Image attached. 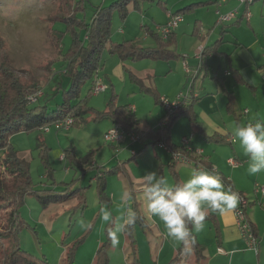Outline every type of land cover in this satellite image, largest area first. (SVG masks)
<instances>
[{
    "label": "crops",
    "instance_id": "1",
    "mask_svg": "<svg viewBox=\"0 0 264 264\" xmlns=\"http://www.w3.org/2000/svg\"><path fill=\"white\" fill-rule=\"evenodd\" d=\"M147 1L152 3L154 0ZM229 1L220 0L215 13L211 12L212 16L219 18V15H225L236 10V18L227 23H219L218 21L219 24L216 20V25L219 26L216 31H214L215 26L212 28L207 22L197 18L193 20L190 17L195 9L214 4L215 1L212 0H185L182 2L180 0H157V4L163 9L161 21H155L153 16H145L142 13L145 11V4L142 3L146 0H142L140 3L138 1L136 6L132 5L133 9L141 12V14L139 17L135 15L134 19L131 18L132 15H126L122 26L112 34L110 39L118 41L117 39L120 38L122 42L133 40L139 47L143 48L156 47L157 41L151 33H157L158 26H162L167 21L168 14L183 10L182 17L185 14L189 17H185L184 21L172 32L171 39L174 43L173 46L169 47L177 56L170 60L143 59L132 61L127 59L121 61L117 55L104 52L101 57L100 68L93 80L97 76L107 85V89L103 93L94 95V99H98L101 94L114 92L117 105H128L132 108L137 120L136 128L140 132L139 140L145 138L139 150V155L142 156L147 150L145 147H156V143L167 141L160 140L161 135L158 131L164 126L161 121L163 110L156 107V104L161 105L159 98L165 97L175 100L180 93H185V90L190 87L193 96H187L182 102L185 106L192 103L190 106L197 128L191 126L186 115L180 116L168 130L167 145L171 151L161 149L165 152L162 155L169 166L172 183L175 184L176 181L182 183L193 169H213L220 176L225 188L231 187L234 192L247 200L248 204L244 209L245 214L257 239V252L255 253L247 247L239 232L234 210L224 215L209 210L207 215H212L213 222H204L210 223L211 229L214 230V239L209 244V253L204 248V260L201 264H208L209 260V264H264V199L254 193L256 184L264 185V171L255 175L249 174L247 170L248 158L244 155L236 138L231 134L237 126L254 122L257 119L264 120V4L251 13V10L248 11V6L251 3L241 4L239 0H237L238 2L236 0ZM167 6L172 7L173 10L168 9ZM174 7L177 8L174 9ZM151 10L152 7L148 11ZM248 12L252 14L249 18L246 17ZM242 21H246V24L236 28ZM234 26L232 31L231 28ZM141 29L145 31L144 35ZM206 31L211 32L206 35ZM230 33L232 36H229ZM183 35L189 36L187 41L190 43L188 49L180 54L177 43L182 41ZM140 39L144 43L148 41L151 44L141 46L138 44ZM178 60L179 63H177ZM225 62V72L220 77L216 68L219 63L224 65ZM183 63L190 69V74L185 72ZM126 70L140 80L141 87L143 86L148 91L143 92L140 86L138 89L132 84L126 86L129 83ZM49 81L45 88L52 92L54 89L51 88V81ZM147 81L150 84H147ZM149 94H152L154 105L147 99ZM108 98V95H103L101 98V105L105 103L104 109ZM147 105L148 117L151 120L146 124V128L142 129L143 120H140L136 114L139 112V116L144 117L142 106L146 107ZM112 126L114 125L108 126V129ZM175 129L179 132L176 130L174 133ZM71 130L72 128L65 131L64 137L66 144L75 149L77 158L96 150L98 142L94 135L87 131ZM185 137L188 139L186 145L182 142ZM56 139L57 145L60 146L62 143L57 137ZM150 140L151 142H149ZM50 141L46 139L43 142L51 147ZM124 141L127 142L123 145L126 148L119 149L120 153L115 154L114 159L112 156L105 163L111 165L115 159H118L112 167L119 168L124 174H127V163L133 157L128 156L124 161L122 157H124L128 147L136 144V142L132 144L128 140ZM121 146L122 144H120ZM172 147H182L186 152L201 156L204 164L196 165L195 161L190 160L180 150L172 149ZM99 150H101L100 147L97 148V151ZM131 150L134 149H130L129 155H132ZM153 153H155L156 164H163L157 151L153 150ZM177 154L186 160L175 157ZM93 157L95 154L92 155L88 164L94 167L97 164V159L93 160ZM229 160L238 163L237 167L233 168L229 164ZM99 165L103 166L104 164L99 162ZM95 172V169H92L88 174L95 175ZM129 180L131 181V179ZM139 183L136 186L143 187L142 179ZM158 222L157 225L153 223L151 226L160 227V222ZM161 229L164 231L163 226ZM202 243L204 242L199 244L203 245ZM188 247L190 248V244ZM205 251H207V256H205ZM251 253L255 255V259L250 257Z\"/></svg>",
    "mask_w": 264,
    "mask_h": 264
},
{
    "label": "rangeland",
    "instance_id": "2",
    "mask_svg": "<svg viewBox=\"0 0 264 264\" xmlns=\"http://www.w3.org/2000/svg\"><path fill=\"white\" fill-rule=\"evenodd\" d=\"M114 1L116 0H86L84 10L80 11L77 17L79 20H84L85 23L90 24L97 7L108 6ZM212 1H215V3L195 9L190 14V17L193 20L197 18L205 21L212 28L215 26L214 31H216L219 27L215 22L217 20V24H219L218 17H213L212 13L217 10L216 6L220 3V0ZM231 1L233 0L229 2ZM133 2L134 0L129 1L126 15H132L131 18L134 19L136 16L139 17L141 12L133 9ZM142 4H145V11L142 12L145 16H153L155 21L163 19V9L157 4V0L152 3L146 0ZM263 4L264 0H253L248 6V11L251 10V13H253ZM150 6L152 10L148 11L151 8ZM167 8L173 10L172 7L167 6ZM176 8L174 7V9ZM121 12L122 10L117 8L112 12L110 38L122 26L125 17L121 16ZM56 13L58 14L57 2L54 0H0V56L8 58L6 59L9 62V68L19 76L23 83L36 84L38 91H43L47 82L54 78L51 77L55 73V78L50 84L51 88L55 89L57 83L63 84L62 88L58 86L57 91L53 90L51 92L47 88L44 89V92L48 94L47 98L45 101L40 99L39 102L46 104L48 112L62 102L61 93L67 83L66 76L59 74V64L56 62L52 68L50 63L54 59L59 58L60 55L66 54L72 42V30L68 29L67 24H74L60 21L50 22V18H53ZM251 13L250 15H252ZM187 16L189 17V15L185 14L182 17V21ZM245 24L246 21H242L236 28ZM74 26L76 35L80 37V41H84L85 29L76 24ZM234 28L235 26L231 30L233 31ZM141 30L144 35V29ZM209 32L206 31V35ZM49 35H53L54 39L59 38L60 49L49 38ZM229 36H232L231 33ZM183 37L182 41L177 43L180 54L188 49V44L190 43V41H187V37L189 39L188 35H183ZM117 40H111V42H122L120 38ZM135 42L134 44L137 45ZM138 44L144 46L151 43L148 41L144 43L140 39ZM83 47L86 48V44ZM179 62L178 60L177 63ZM224 66L226 67V62L224 65L222 63L217 65L216 72L220 77L225 72ZM127 79L129 83L126 86L131 84L136 86V88L140 86V84L131 81L128 76ZM147 84H150V82L147 81ZM90 85V80L82 85L78 100L84 101L88 108L103 112L105 103L101 105V98L103 95L110 97L111 92L109 94H101L98 99H94L95 94H88ZM55 91L57 92L56 94ZM142 91L145 92L144 90ZM147 99L154 105L152 94H149ZM168 100L172 102L171 99ZM156 105V107L163 110V116H165L166 109L164 106L162 104ZM147 107L148 105L146 107L142 106L144 117H140L139 112L136 114L140 120H143L142 129L146 128V124L151 120L148 117L149 109ZM54 120L55 118L41 125L42 127L49 126V131L40 130L41 128L32 126L28 131L13 134L9 138V144L19 151V157L24 158L28 163L29 176L31 177L33 188L64 190V192L59 193L62 195L69 193L73 188H82L84 204H80L78 198H71L65 202L52 200L48 203H41L35 196H28L24 204L18 209L21 219L24 220L23 226L17 233L20 248L30 256L45 260L48 264H63L66 252L72 247L73 264H94L96 252L104 244H108V264H132V262H135V264H195L193 254L186 258L178 257L177 248L180 243L165 238L164 231L161 229L163 225L155 218L152 219V216L147 212V202L142 195L143 187L136 186L140 184V177L149 172H156L158 176L165 177L169 184L174 185L171 180L169 166L162 155L165 152L161 151L162 148H159V143L155 144L156 147H145L147 150L142 156L139 155V150L145 138L138 140L136 144H129L130 146L124 157H122L123 161L128 156L133 157L127 163L128 173L124 174L119 168L110 169L116 164L118 159H115L111 165H106L107 163L105 162H108L112 156L114 159L115 154H119L121 149L126 148L123 145L127 142L122 141V143L113 145L105 143L103 136L108 126L112 125L110 120L106 117L95 119L91 113L86 114L85 122L80 127H72L71 131H87L97 138V148L100 147L101 150L97 151L96 148L91 153L92 155L95 154L93 160L97 159V164L94 167L98 169L95 170L105 171V194L108 196L100 197L94 174H88L90 171L89 164L79 168L71 165L68 160H59L69 145L66 144L65 131H57L51 126ZM176 130H174V133ZM56 137L62 143L60 146L57 145ZM46 139L51 140L52 146L48 147L45 145L49 150L43 160L41 157V142L46 141ZM43 143L45 144V142ZM162 143L166 145L164 142ZM120 144H122L121 147ZM130 149H134L136 154L129 155ZM153 150H156L160 155L163 164H156ZM2 153V150H0V160ZM99 162L106 167L99 165ZM102 207H106L111 211L113 218L111 223L102 221L100 212ZM129 207L137 215L134 225L129 226L132 230V239L134 241V256L132 255V247L129 244L128 237L124 233L119 235L120 243L116 247L111 245L107 236L108 229L114 225L116 219L126 212ZM80 221H84L86 226H82ZM2 222L0 221V230H3ZM157 222L160 224L159 230L156 226H151L153 223L157 225ZM193 234L197 238L196 242H204L202 243L203 247L209 253V244L214 239V230L211 229L210 223L204 222L203 229L200 232L193 230ZM207 251H205V256H207ZM253 253L250 254V257L255 259V253ZM209 263L210 260L208 261Z\"/></svg>",
    "mask_w": 264,
    "mask_h": 264
},
{
    "label": "trees",
    "instance_id": "3",
    "mask_svg": "<svg viewBox=\"0 0 264 264\" xmlns=\"http://www.w3.org/2000/svg\"><path fill=\"white\" fill-rule=\"evenodd\" d=\"M54 1L57 2L58 14L56 13L53 18L51 17L50 22L74 23L83 27L86 31L83 38L84 41H80V37L75 33L74 24H67L68 29L72 30L71 45L65 55L61 56L59 54V58L54 59L50 63V67L53 68V65L57 62L60 66L59 74L67 78L66 86L61 93L62 102L48 112L46 104L39 102L40 99L45 101L48 95L42 91L41 98L36 103H31L28 98L38 91L37 85L34 83H23L19 76L9 68L8 58L0 56V150L3 152L0 160V221H3V230H0V264H48L45 260L30 256L18 244L17 233L24 224L18 209L24 204L28 196H35L41 203H48L52 200L65 202L71 198H78V202L84 204L82 188H73L69 193L63 195L59 193L64 192V190L33 188L31 177L29 176L28 163L24 158L19 157V152L9 144V138L13 134L28 131L32 126L39 127L42 130L45 126L42 127L41 125L54 118L55 122L56 120L71 117L73 119L72 127H80L85 122L86 114L88 113L94 115L95 119L106 117L114 126L124 131H135L140 137V132L136 128L137 120L132 108L128 105H117L114 92L111 93L103 112L88 108L84 101L78 100L82 85L90 80L91 88L88 94H92L93 77L100 68L101 57L104 52L117 55L121 61L127 59L132 61L143 59L170 60L177 56L173 50L169 49L174 43L171 39L172 33L166 40L161 39L157 33H151L157 41L156 47L153 48L139 47L134 44L133 40L121 43L111 42L112 12L117 8L122 10L121 16L125 17L130 0H116L108 6L97 7L90 24L85 23L84 20H79L77 17V14L84 10L86 0ZM138 1L140 0H134L133 5L136 6ZM182 12L183 10L173 14H182ZM52 36L49 35V38L60 49L59 38L54 39ZM84 44H86V48L83 47ZM48 71L51 72L50 69ZM126 73L131 81L140 84L141 87L140 80L127 70ZM55 75L56 73L51 78H55ZM58 86L62 88L63 84L57 83L54 90L57 91ZM141 89L148 91L143 86ZM56 91L55 94L57 93ZM183 103L181 102L180 106L172 112L166 111V115L161 119L164 126L158 130L161 135L160 140L168 141V130H170L174 121L182 115H186L191 126L197 128L191 111L190 105L192 103L186 106ZM167 141L164 142L166 145ZM172 149L180 150L187 158L195 161L196 165L204 164L201 156L186 152L182 147H172ZM48 150L49 148L41 142V157L43 160ZM62 155L64 160L70 161L71 165L79 168L88 164L92 158L91 152L77 158L75 149L71 146H68ZM89 168L90 170L98 169L93 166ZM110 169H116V167ZM94 178L99 188L100 197H108L105 194V171L97 170ZM175 184H178V182L176 181ZM211 217V214L206 215L205 221H212ZM189 228L191 230L190 224ZM124 234L128 237L129 244L132 247V255L134 256L135 248L131 228L128 227ZM192 236L195 243L190 244V252L182 251L184 245H181L177 255L179 257L180 254V256L184 254L182 257L186 258L193 254L195 264H201L204 260V247L196 242L193 230ZM107 246L108 244H104L98 248L94 264H108ZM72 251L73 247L68 249L63 259V264H73ZM132 264H135V262H132Z\"/></svg>",
    "mask_w": 264,
    "mask_h": 264
},
{
    "label": "clouds",
    "instance_id": "4",
    "mask_svg": "<svg viewBox=\"0 0 264 264\" xmlns=\"http://www.w3.org/2000/svg\"><path fill=\"white\" fill-rule=\"evenodd\" d=\"M231 134L248 158L249 174L264 171V120L237 126ZM141 179L147 212L163 225L166 239L184 245V252H190L189 244L195 243L192 230L200 232L203 229L209 210L224 215L234 210L239 201V194L231 187L225 188L220 176L207 169H193L185 181L175 185L156 172H149ZM100 212L103 222H112L110 210L102 207ZM136 219V212L131 207L116 219L107 231L113 247L120 243L119 235L134 225ZM80 223L86 226L84 221Z\"/></svg>",
    "mask_w": 264,
    "mask_h": 264
},
{
    "label": "built area",
    "instance_id": "5",
    "mask_svg": "<svg viewBox=\"0 0 264 264\" xmlns=\"http://www.w3.org/2000/svg\"><path fill=\"white\" fill-rule=\"evenodd\" d=\"M239 2L241 4H248V3H252L253 0H239ZM236 15H237L236 10L231 11L225 15H219L218 21L219 23H227L230 22L232 19L236 18ZM249 16L250 13L249 12L246 13V17L249 18ZM181 22H182L181 14H168L167 21L162 26H158L157 34L161 37V39L166 40L168 36L177 28V26ZM183 68L187 74H190V69L187 67L185 63H183ZM106 89H107V85L100 78L96 76L93 82L92 93L98 95L100 93H103ZM189 95L193 96L190 87L186 90L185 93H180L175 100H172V102H169V100L166 99L165 97H160L159 101L164 106L167 112H172L176 110L180 106L181 102L185 100ZM41 96H42V91H37L32 96H30L28 100L31 103H36L41 98ZM51 126L54 127V129L57 131L59 130L68 131L73 126V119L71 117H66L64 119L56 120ZM49 129H50L49 126H45L42 128V130L44 131H49ZM103 139L105 143H108L110 145L118 144L124 140H128L130 143L133 144L139 140V136L135 131H124L123 129L117 126H113L105 132ZM182 142L186 145L187 139L183 138ZM158 145L164 150L171 151L169 147L164 145L163 143H159ZM131 154L135 155L136 152L134 150H131ZM175 157L180 159L183 158L179 154H177ZM60 160H64L63 155L61 156ZM228 162L233 168L237 167L238 165V163H236L233 160H229ZM207 170H210L214 174H216V172L213 169H207ZM254 193L260 195V197L264 199V185L256 184L254 187ZM238 203H239L238 206L234 209L236 225L239 229L241 236L245 240L247 247L256 253L257 239L251 228V224L249 223L246 217L244 210L248 204L247 200L239 196Z\"/></svg>",
    "mask_w": 264,
    "mask_h": 264
}]
</instances>
